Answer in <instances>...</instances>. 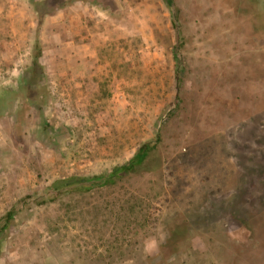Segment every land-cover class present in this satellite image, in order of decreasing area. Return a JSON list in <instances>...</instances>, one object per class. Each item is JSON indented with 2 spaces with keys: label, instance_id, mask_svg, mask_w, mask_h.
<instances>
[{
  "label": "rangeland",
  "instance_id": "rangeland-1",
  "mask_svg": "<svg viewBox=\"0 0 264 264\" xmlns=\"http://www.w3.org/2000/svg\"><path fill=\"white\" fill-rule=\"evenodd\" d=\"M0 264H264V0H0Z\"/></svg>",
  "mask_w": 264,
  "mask_h": 264
},
{
  "label": "trees",
  "instance_id": "trees-1",
  "mask_svg": "<svg viewBox=\"0 0 264 264\" xmlns=\"http://www.w3.org/2000/svg\"><path fill=\"white\" fill-rule=\"evenodd\" d=\"M33 52V67L39 68L41 67L40 59L42 57V49L38 39ZM154 148V145H151L150 143L144 144L127 164L115 167L110 173H108L102 184L113 185L127 175L141 173L144 170L143 165L145 160ZM86 181H88V179L85 177L72 176L55 181L54 186L58 189L66 188L67 190H75L86 193L90 192L94 188L92 185H86ZM6 218L8 221H6L5 228H7L10 224L9 222L12 219V213L8 214Z\"/></svg>",
  "mask_w": 264,
  "mask_h": 264
}]
</instances>
